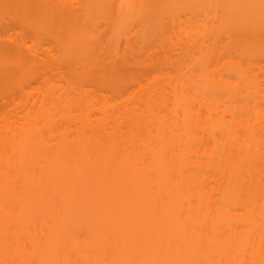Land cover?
Masks as SVG:
<instances>
[{"label":"bare ground","instance_id":"bare-ground-1","mask_svg":"<svg viewBox=\"0 0 264 264\" xmlns=\"http://www.w3.org/2000/svg\"><path fill=\"white\" fill-rule=\"evenodd\" d=\"M2 17L0 264H264V0H0ZM53 25L60 81L39 55ZM222 54L229 78L207 66Z\"/></svg>","mask_w":264,"mask_h":264},{"label":"rangeland","instance_id":"rangeland-1","mask_svg":"<svg viewBox=\"0 0 264 264\" xmlns=\"http://www.w3.org/2000/svg\"><path fill=\"white\" fill-rule=\"evenodd\" d=\"M1 19L4 20L3 17L0 18V20ZM3 20H2V23H3ZM5 21L7 23L10 22V18H6ZM6 22L3 23L4 24V27H3V24L1 23L2 24L1 26L2 27H0V28L5 29ZM11 22H12V20H11ZM8 26H9V24L7 25L6 28H8ZM10 26H15V25L12 24ZM51 29H52V35H47V36L46 35H43L42 36V45L40 46V52L43 51V52H45V54L44 53H42V54L39 53V55H46V54L48 55V53L51 54V57H49L48 60L45 63H43V67H44V70H45V68L46 69H49L51 67L50 70H51L52 74L55 76L56 80L60 81L63 78L62 75H63V73H65V70L62 67H60V66H58L56 64V56H57L56 55V52H57V49L58 48L56 46L54 36L57 37L59 27L53 25ZM14 31L15 30H12V32H14ZM3 32H4V30H2V32L0 31V33H1L0 35L2 37L4 35ZM6 32L7 31H5L4 40H5L6 35L8 34V32H7V34H6ZM12 34H14V33H12ZM7 38H10L9 34H8ZM0 40H3V39H0ZM226 55L227 54H222V55H220L222 58H217V59H216L215 56H213L214 59L208 61L207 66H208V68H211L214 71H216L215 73H220L223 77L229 78L232 75L229 72V70L227 69V60L228 59L226 58ZM46 57H48V56H46ZM46 57L45 56L44 57L40 56V59H42V58L44 59ZM253 62H254V65H253L254 73L256 72L257 78L263 79V82H264V55L256 57ZM139 79L141 80V78H139ZM36 80L38 82H41L42 81L41 74H38L36 76ZM137 84H138L137 82L130 81V82H128L125 85V90L135 91L137 89ZM91 87L94 88V89H96V98L98 100H100V101L101 100L105 101V100H108V99L109 100H112V99H115V98L120 99L119 98V96H120L119 95V92L114 91L107 84H104V85H101V86H99V85H93ZM224 108H227V107L220 106L219 109H218V111H217V113H215V115L218 116V114H222V115H225L226 117H228L229 114L228 113H224L222 111Z\"/></svg>","mask_w":264,"mask_h":264}]
</instances>
